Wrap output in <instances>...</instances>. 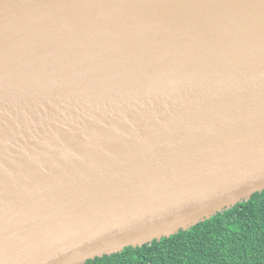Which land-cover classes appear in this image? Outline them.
Listing matches in <instances>:
<instances>
[{
	"label": "water",
	"instance_id": "obj_1",
	"mask_svg": "<svg viewBox=\"0 0 264 264\" xmlns=\"http://www.w3.org/2000/svg\"><path fill=\"white\" fill-rule=\"evenodd\" d=\"M264 191V0H0V264H85Z\"/></svg>",
	"mask_w": 264,
	"mask_h": 264
},
{
	"label": "trees",
	"instance_id": "obj_2",
	"mask_svg": "<svg viewBox=\"0 0 264 264\" xmlns=\"http://www.w3.org/2000/svg\"><path fill=\"white\" fill-rule=\"evenodd\" d=\"M85 264H264V191L187 231Z\"/></svg>",
	"mask_w": 264,
	"mask_h": 264
}]
</instances>
